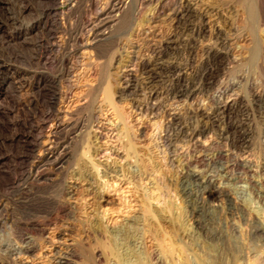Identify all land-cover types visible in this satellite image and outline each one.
Returning a JSON list of instances; mask_svg holds the SVG:
<instances>
[{
    "label": "rangeland",
    "instance_id": "1",
    "mask_svg": "<svg viewBox=\"0 0 264 264\" xmlns=\"http://www.w3.org/2000/svg\"><path fill=\"white\" fill-rule=\"evenodd\" d=\"M108 1L0 0V264H57L69 256L68 264H96L97 256H105L104 243L122 240L120 228L142 213L152 189L164 194L170 188L174 213L184 208L192 228L187 193L229 194L248 212L264 207L258 194L264 195V0H165L159 10L158 0H122L121 13ZM186 1L196 12L174 19L171 10L183 9ZM204 24L207 31L199 32ZM80 33L94 42L81 48L74 41ZM152 53L154 73L141 72L138 89L120 103L131 125L137 114L130 111L131 99L154 106L133 131H145L137 140L142 159L148 163L156 151L155 136L167 160L156 158L155 176H68L64 201L73 210L60 211L58 167L40 168L42 180L24 176L33 161L25 136L60 107L63 58H74L81 86L94 84L101 103L109 70L117 74L130 54ZM100 62L102 70H94ZM182 73L187 80L179 82ZM106 121L121 126L112 112ZM116 134L111 132L112 141ZM254 176L258 187L250 181ZM208 201L209 207L219 205L207 206L219 227L233 221L248 233L242 213L231 214L225 200ZM27 245L33 250L27 252Z\"/></svg>",
    "mask_w": 264,
    "mask_h": 264
},
{
    "label": "bare ground",
    "instance_id": "2",
    "mask_svg": "<svg viewBox=\"0 0 264 264\" xmlns=\"http://www.w3.org/2000/svg\"><path fill=\"white\" fill-rule=\"evenodd\" d=\"M164 1L158 0V10L164 8ZM111 4L113 11H118L119 13L124 12L123 10L126 8V3L122 0H111ZM184 4L183 9L171 10L170 15L174 19L180 20L185 15L196 12L189 1L184 2ZM199 27V32L207 31L206 24ZM102 35L105 38L107 37V33L102 32ZM89 39V36L80 33L75 35L74 41L81 48H85L91 44L92 40L93 42L95 40L91 38L89 43ZM229 57L230 54L228 53L224 56V59L226 60ZM113 58L115 57L113 56ZM154 59L155 55L153 53L151 55L130 54L126 59L127 62H122L121 69L117 74L109 70L107 83H105L101 92L103 100L98 103L96 94L94 95L97 87L86 80V82L82 83L83 90L74 92L75 88L81 86L80 77L77 73H74L76 62L73 57L63 58L64 69L62 74L60 73V95L58 96L60 107L55 116H48V121L35 125L25 136L26 148L29 150V155L32 156L33 161L30 164L31 171L27 174L28 176H24L27 180L45 178L46 174L41 172L40 168L43 167L44 171V167L47 165L58 167L60 176H56L54 179L57 181L58 191L62 199L60 201L61 205H58L60 211L72 212L73 210L72 205L68 201H64L69 192L67 190L68 176L73 178L79 176L77 177L78 179H86L90 175L93 177L103 176L104 178L107 176L108 178L109 176H143L145 174L147 176H155L158 171L156 170L157 163L155 164L156 158H161L164 162L167 160V152L160 142L156 140L155 136L150 137V139L154 141L156 151L149 153L148 163L142 159L137 140L143 139L142 134L145 131L140 129L139 133L141 135L133 131L135 130L134 126L139 124L138 122L143 119L142 117L145 114L155 111L154 106L136 97L131 99L130 111L137 112L133 118L135 122L131 125V122L129 123L127 120L126 113L128 112H125V109L123 110L120 103L129 94H134V91L138 89L141 72L154 73ZM92 65L94 66V64ZM103 67L104 63L100 62L94 70L99 71ZM185 75L186 73L179 75V82L187 80ZM110 112L116 117V122L117 120L120 121V127L110 124L115 126V128L113 126L111 128L106 124L107 115ZM138 115L139 117H137ZM111 132L117 133L116 136L114 135L116 137L115 141H112L113 135L111 136ZM59 137L60 144L58 143ZM103 158H106V161L101 160ZM109 159L112 160L109 161ZM76 166L78 167L74 169ZM198 172L194 173L196 179H200L201 176V173ZM255 178V176L252 177L250 181L252 186L258 187L259 179ZM19 180V176H14V183L18 184ZM109 181L108 179L102 183L104 191H106ZM257 190L259 189L257 188ZM187 194L184 195V201L190 209L189 215L190 219L193 220V228L190 223L186 222V218V221H184L183 217L186 215L184 208H181L177 216L174 213V204H172L174 196L170 188L164 194L156 193L152 189L146 196V201L144 200L145 205L142 207V213L131 217V220L127 221L124 227H121L122 229L120 228V234H123L122 240L115 242L109 239V242L104 243L106 248L104 251L105 256L96 255V264L97 262L99 264H113L111 259H115V264H264V207L262 204V208L248 212L247 209L249 208L243 205L244 202L243 204H234V198L229 194L222 195L218 192H203L196 196ZM258 194L264 202V195ZM167 195L171 198H169L170 200H167ZM175 197H177L176 194ZM218 199L221 201L225 200L228 203L227 207L231 214L242 213V221L249 228L248 233L243 229L241 230L242 225H237L233 221V223L231 222L227 225V228L217 225L218 223L211 214L213 212L207 209L208 205L206 204L209 202L208 200L214 201ZM211 206L217 209L219 207L218 204ZM2 207L3 203L0 201V209ZM246 212L248 216L244 215ZM105 215L104 213L103 219ZM241 231L247 233H244L247 235L244 241L239 238L241 237ZM115 235V237L118 236L117 234ZM149 240L150 244L148 243ZM240 240L244 246L239 245L241 243ZM249 243L254 244L252 246ZM255 243L257 247L260 245L262 248L258 247V249H255ZM32 250L33 247H27V252ZM246 250H249L250 255ZM69 258L61 257L56 263L68 264ZM14 264L26 263H21L19 260L16 262L15 260Z\"/></svg>",
    "mask_w": 264,
    "mask_h": 264
}]
</instances>
